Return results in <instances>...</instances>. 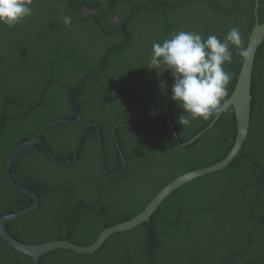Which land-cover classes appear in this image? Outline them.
I'll use <instances>...</instances> for the list:
<instances>
[{"label": "trees", "instance_id": "trees-1", "mask_svg": "<svg viewBox=\"0 0 264 264\" xmlns=\"http://www.w3.org/2000/svg\"><path fill=\"white\" fill-rule=\"evenodd\" d=\"M101 1L34 0L31 16L14 27L0 25L1 216L31 203L28 195L4 180L9 153L43 125L76 119L69 94L95 72L107 50L124 42L119 26L134 8L145 6L124 24L127 46L110 54L102 71L75 94L81 122L60 123L42 132L45 146L58 161L70 162L71 144L75 148L85 125L97 124L105 163L112 166L113 175L96 167L100 150L95 126L84 130L71 166L58 165L39 145L22 154L11 174L40 199L36 211L6 224L9 235L22 243L67 240L90 246L103 229L138 215L178 176L221 161L236 138L232 108L210 128L217 112L207 120H192L190 126L178 122L185 113L171 99V71L163 64L156 70L148 67L152 44L179 31L223 40L237 27L246 47L256 4L258 21L264 22V0ZM82 7L95 9V14ZM65 15L72 18L70 27L63 23ZM231 50L232 62L224 67L232 79L221 105L232 93L243 60L234 46ZM82 93L89 94L81 102ZM251 97L246 139L227 167L182 185L163 200L149 222L112 234L95 253L59 249L43 255L39 264H264V42L254 60ZM105 110L110 112L107 117ZM120 122L141 124L116 125V140L125 157L121 172L122 160L111 133ZM199 133L189 146L178 145ZM114 179L120 182L106 187L107 180ZM126 185L119 201H105L110 188ZM29 261L0 238V264Z\"/></svg>", "mask_w": 264, "mask_h": 264}, {"label": "water", "instance_id": "water-1", "mask_svg": "<svg viewBox=\"0 0 264 264\" xmlns=\"http://www.w3.org/2000/svg\"><path fill=\"white\" fill-rule=\"evenodd\" d=\"M257 7L258 5L256 4L255 9H254L255 23L249 34L248 42L246 46L248 49H250V57L243 58L240 71L237 75L236 83L232 90V93L230 94L228 99H226L223 102V104L220 106V110L216 113L213 123H211V125L209 126V128L212 127L214 122L218 120L219 116L223 112H226L229 108L233 109L235 122H236V138L234 140L231 150L227 153V155L221 161L211 166L193 170V171H190V172H187V173H184L178 176L172 182L166 185L163 189H161L156 194V196L152 200H150V202L146 205V207L138 215H136L135 217L127 221H124V222L112 225L106 229H103L100 232L97 239L90 246L76 245L67 240H54V241H48V242L41 243V244H26V243H22L14 239L7 232L6 224L8 222L13 221L16 218L22 217L25 214L36 211L39 206V202H40V199L38 198L37 194L33 190L29 189L28 187L20 185L18 182L14 180L11 174V167L13 163L22 154L31 150L34 146L39 145L44 149V151L47 153V155L51 159H53L55 162H57L61 166L65 167V166H70L74 164L77 158V155H78V151H79L82 138L78 142L77 149L74 152L73 160L69 163H65V162H60L57 159H55L54 156L48 151V149L46 148L42 140V132L45 129L58 125L60 123H68L71 125H77L80 123L81 121L80 116L73 102L75 94L82 87V85H84L86 82L94 78L99 72L102 71L104 64L110 54L117 52L127 46V44L129 43V37L126 31L124 30V24L131 20V18L133 17V14L135 13L137 9L145 8V6L141 5L139 7L134 8L133 11L129 14V17L119 27V31L124 37V42L119 46H115L107 50L105 54L102 56L100 65L95 70V72H93L91 75L87 76L86 78L82 79L80 82H78L74 90L69 94L68 100H67L68 104L78 114V118L76 120H67V119L61 120L60 119V120L43 125L41 128H39L36 131L35 135L32 138L15 146L13 150L9 153L7 158L5 159L4 166H3V173H4L5 180L7 181L9 186L12 187L13 189L28 195L31 198V203L29 206L21 208L13 213H8V214H4L0 216V238L16 252L21 253L25 256H28L30 258V261L27 264H39V260L43 255H46L49 252L59 250V249H65V250H69L74 253H80V254H93L98 249H100L103 243L112 234L117 233V232L128 231L139 225L149 222L152 215L157 211V209L159 208L163 200L168 195H170L172 192H174L176 189L181 187L182 185L196 178L202 177L204 175H207L213 172L220 171L224 169L225 167H227L236 157L239 156V152L246 139L248 129L250 126L251 100H252L251 83H252L253 65H254V60L256 58V55L258 53V49L264 42V22L259 23L258 21ZM91 12L95 13V11H91ZM140 90H142V88H139V91ZM168 124L174 133L173 134L174 137L177 139V135L174 131L172 123L169 120H168ZM89 126L96 127L97 138L99 142V150L102 151L103 147H102L101 131L98 125L90 124ZM116 127L117 126H115L112 129V134L115 140H116V135H115ZM201 134L202 133H199L198 135L190 139L188 142L180 144V146L183 148L189 146L196 139H198ZM116 146H117L119 153L121 154L122 163L124 167L125 159H124L123 154L121 153L117 140H116ZM123 167L121 168L120 172L123 170Z\"/></svg>", "mask_w": 264, "mask_h": 264}, {"label": "clouds", "instance_id": "clouds-1", "mask_svg": "<svg viewBox=\"0 0 264 264\" xmlns=\"http://www.w3.org/2000/svg\"><path fill=\"white\" fill-rule=\"evenodd\" d=\"M33 3L34 0H0V25L14 27L22 22L32 15ZM82 10L95 14L91 12L95 9L89 7H82ZM63 23L70 27L71 16L65 15ZM233 46L240 57H250V49L245 47L237 27L231 28L223 40L215 35L203 39L194 31H179L162 43L152 44L148 67L156 70V67L163 64L167 66L166 70L171 71L174 78L171 99L184 110L185 114H181L178 121L183 127L190 126L192 120L198 118L207 120L220 110L221 101L227 95L232 79L224 66L232 62ZM85 127L84 130L91 126Z\"/></svg>", "mask_w": 264, "mask_h": 264}, {"label": "flooded vegetation", "instance_id": "flooded-vegetation-1", "mask_svg": "<svg viewBox=\"0 0 264 264\" xmlns=\"http://www.w3.org/2000/svg\"><path fill=\"white\" fill-rule=\"evenodd\" d=\"M98 2H102L101 0H98ZM103 5H104V3H101V5H100V7L102 8L103 7ZM83 11V10H82ZM83 12H85V11H83ZM85 13H87V14H90V13H88V12H85ZM92 15V14H91ZM113 17H114V20H115V23L116 24H118V23H120V20H119V18L116 16V15H113ZM120 27V26H119ZM88 94L89 93H82L80 96H79V98L78 99H81V102L82 101H84V100H86L87 99V97H88ZM71 108V107H70ZM72 109V108H71ZM73 110V109H72ZM78 110V109H77ZM74 111V110H73ZM75 112V111H74ZM106 112V113H105ZM76 113V112H75ZM78 113H79V116H80V120H81V113H80V111L78 110ZM109 110H105L104 112H103V115L104 116H108L109 115ZM78 118V114L76 113V119ZM5 120V119H4ZM81 122V121H80ZM90 124H93V123H88L87 124V126L86 127H88ZM95 124V123H94ZM118 126V125H125V126H127V127H133V126H139V125H141L140 123H137V124H133V123H129V124H126V123H119V124H115L114 126H113V128L115 127V126ZM85 127V126H84ZM85 127V128H86ZM170 130H171V128H170ZM172 131V130H171ZM175 131V130H174ZM69 134H71L72 136H74V135H77L76 134V132L74 131V130H68L67 131ZM111 133H112V130H111ZM176 133V132H175ZM96 134H97V132H96ZM172 134H174L173 133V131H172ZM79 135V134H78ZM84 136V133L82 132L79 136H78V138H77V141H76V145H75V148H74V146L71 144V146H72V149H74V152L76 151V149H77V146H78V142H79V140L81 139V138H83V136ZM113 135V134H112ZM177 135V134H176ZM198 135V134H197ZM114 138V137H113ZM98 139V138H97ZM115 139V138H114ZM178 139V138H177ZM82 140V139H81ZM169 143H170V141H168ZM195 142V141H194ZM98 145H99V142H98ZM115 145H116V140H115ZM179 146H180V143L178 144ZM181 147V146H180ZM80 148V147H79ZM101 152V153H100ZM99 153H100V158H99V162H97V160L95 161V163H96V167H97V169H103L104 171H106L108 174H110V175H113V173H111V172H109V169H111V167L112 166H110V164L108 163V164H106L105 163V156H104V152H103V150L102 151H100ZM52 154V153H51ZM120 154V153H119ZM53 155V154H52ZM73 155H74V153H73ZM54 156V155H53ZM120 157H121V154H120ZM54 158H56L55 156H54ZM51 159V158H50ZM56 159H58V158H56ZM124 159H125V157H124ZM52 161H53V159H51ZM121 160H122V157H121ZM3 166H4V164H3ZM122 167H123V163H122ZM48 173H49V170H47L46 172H44V177H48ZM120 173V172H119ZM3 177H4V173H3ZM4 180H5V178H4ZM6 181V180H5ZM7 182V181H6ZM120 181H118V180H116V179H114V180H107V183H106V187L107 186H110V185H113V184H115V183H119ZM127 189V185H126V187H124L123 189H117V188H110L109 190H108V192H107V190H106V192H107V195H106V198H105V201L106 202H109V203H113V202H115V201H119L120 200V198H121V195H122V193L125 191ZM38 196V195H37ZM39 198V197H38ZM90 199H92L93 200V197H89ZM29 206V205H28ZM98 209V208H97ZM88 216V215H87Z\"/></svg>", "mask_w": 264, "mask_h": 264}]
</instances>
